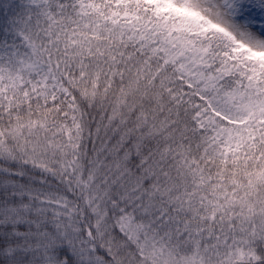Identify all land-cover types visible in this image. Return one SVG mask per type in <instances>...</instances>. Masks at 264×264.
Here are the masks:
<instances>
[{"label": "snow or ice", "instance_id": "obj_1", "mask_svg": "<svg viewBox=\"0 0 264 264\" xmlns=\"http://www.w3.org/2000/svg\"><path fill=\"white\" fill-rule=\"evenodd\" d=\"M0 264H264V0H0Z\"/></svg>", "mask_w": 264, "mask_h": 264}]
</instances>
